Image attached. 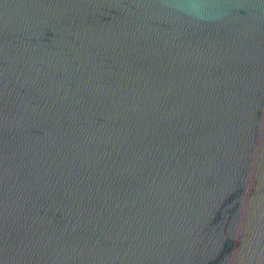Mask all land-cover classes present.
<instances>
[{
  "label": "water",
  "instance_id": "obj_1",
  "mask_svg": "<svg viewBox=\"0 0 264 264\" xmlns=\"http://www.w3.org/2000/svg\"><path fill=\"white\" fill-rule=\"evenodd\" d=\"M0 264H264V0H0Z\"/></svg>",
  "mask_w": 264,
  "mask_h": 264
}]
</instances>
